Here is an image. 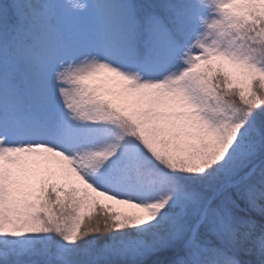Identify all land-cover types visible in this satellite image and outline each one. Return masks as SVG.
<instances>
[{
  "label": "snow or ice",
  "instance_id": "obj_1",
  "mask_svg": "<svg viewBox=\"0 0 264 264\" xmlns=\"http://www.w3.org/2000/svg\"><path fill=\"white\" fill-rule=\"evenodd\" d=\"M0 264H264V0H0Z\"/></svg>",
  "mask_w": 264,
  "mask_h": 264
},
{
  "label": "rangeland",
  "instance_id": "obj_2",
  "mask_svg": "<svg viewBox=\"0 0 264 264\" xmlns=\"http://www.w3.org/2000/svg\"><path fill=\"white\" fill-rule=\"evenodd\" d=\"M115 207L119 210H124L123 206L116 205Z\"/></svg>",
  "mask_w": 264,
  "mask_h": 264
},
{
  "label": "trees",
  "instance_id": "obj_3",
  "mask_svg": "<svg viewBox=\"0 0 264 264\" xmlns=\"http://www.w3.org/2000/svg\"><path fill=\"white\" fill-rule=\"evenodd\" d=\"M124 210H127V209L124 208Z\"/></svg>",
  "mask_w": 264,
  "mask_h": 264
}]
</instances>
